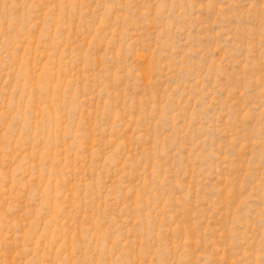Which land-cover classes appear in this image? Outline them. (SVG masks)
<instances>
[{"label": "rangeland", "instance_id": "obj_1", "mask_svg": "<svg viewBox=\"0 0 264 264\" xmlns=\"http://www.w3.org/2000/svg\"><path fill=\"white\" fill-rule=\"evenodd\" d=\"M0 264H264V0H0Z\"/></svg>", "mask_w": 264, "mask_h": 264}]
</instances>
